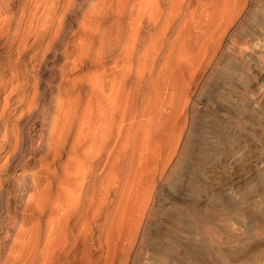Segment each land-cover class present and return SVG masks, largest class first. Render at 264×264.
Instances as JSON below:
<instances>
[{"label":"bare ground","instance_id":"6f19581e","mask_svg":"<svg viewBox=\"0 0 264 264\" xmlns=\"http://www.w3.org/2000/svg\"><path fill=\"white\" fill-rule=\"evenodd\" d=\"M1 1L0 52L7 60L0 61V227L10 247L0 243V264H112L124 230L156 223L161 193L184 196L190 182L196 190L200 166L220 150L221 164L234 167L237 153L224 152L222 142L203 146L201 127L186 134V118L178 116L182 66L191 52L201 53L202 34L221 19L220 0ZM71 22L85 35L79 43L67 37ZM91 61L100 69L64 78L63 67ZM194 147L198 153L190 157ZM27 156L42 174L32 190L28 178L9 183ZM209 174L203 175L209 180ZM255 179L258 188L241 195L250 206L246 216L227 196L231 185L215 194L230 218L248 223L251 248L220 247L213 214L194 205L190 217L224 261L210 258L200 240L166 244L180 247V264L188 258L264 264V157ZM198 186L210 190L208 182ZM177 202L182 212L169 230L185 238L187 203L184 197ZM229 220L219 219L227 234Z\"/></svg>","mask_w":264,"mask_h":264},{"label":"rangeland","instance_id":"374dc122","mask_svg":"<svg viewBox=\"0 0 264 264\" xmlns=\"http://www.w3.org/2000/svg\"><path fill=\"white\" fill-rule=\"evenodd\" d=\"M3 5L4 2L0 0V10ZM217 6L219 8L218 18L221 17V19L216 23V19H214L212 21L214 27L202 34L201 53L195 57L194 52H191V62L182 66L181 79L178 81L181 90L179 92H182L181 95L179 92L177 94V97L178 95L181 97V99L178 97L181 101L178 116H182V121L186 118V134L194 126L201 127V136L198 133L197 135L198 138L202 137L203 146L206 143H210L212 146L214 143L220 142L226 148L224 152L237 153L234 167L231 169L230 165L223 166L221 164L223 154L220 150L221 154L217 152L216 157L213 156L207 163H202L200 169L198 168L200 171L196 177L198 182H196L199 185L202 182H208L210 190L207 194L198 184L195 190L193 184L190 185L192 182L186 186L184 196L181 191L177 192L178 195L175 194L174 197H167L166 194L161 193L158 197L160 201L158 210L153 215L156 223H148L142 231L141 226L139 229L137 225L130 230L129 228L124 230V237L122 236V241L117 248L118 254L112 259V264H180L178 259L180 247L174 246L175 248L169 249L166 244L176 242V240L178 244L181 241L189 243L194 239L200 240L210 251V258L223 262V258L217 254L209 235L196 228L193 218L190 217L189 209L194 205L198 206L203 213L213 214L211 215L214 216L215 223L212 227L220 247L230 248L244 243L243 249L251 248L248 223L230 218L222 207L220 198L215 194L220 193L225 186L231 185L232 191H229L227 196L237 202L239 213L246 216L250 206L241 198V195L244 193L246 195L254 188H258L255 175L259 161L264 157V0H220ZM209 11L211 12V10ZM75 25L74 22L73 25L71 22L73 33H68L67 37L72 42L79 43V36L84 37L85 35L82 31L77 32ZM4 60H7V57L2 51L0 52V61ZM62 60L63 58L60 57L55 62L59 63ZM93 61L83 68L77 67L78 64L74 67L72 64L67 65L68 69L67 66L63 67L64 78L74 81L83 71L92 72L90 71L91 67H97ZM75 67L77 68L75 69ZM98 69L100 68L97 67ZM91 70L94 71V68ZM211 129L222 133L210 131ZM177 149L171 148L170 151L177 155L180 153L176 151ZM197 153L198 148H189V156H196ZM214 154L216 155V153ZM27 157L28 160L26 163L24 162V165L13 167L9 183L17 185L19 181L28 178L30 183H28V187L32 190L36 185L35 181L41 179L42 174L35 169L39 167V164L36 161L32 162L33 158ZM158 159L160 160V158ZM189 159L191 160V158ZM191 162H189V166H192ZM35 170L36 172H34ZM211 171L213 174H209L211 177L208 180V176L204 175L206 173L208 175ZM146 176L147 169L143 179ZM189 176L191 179L193 173ZM183 197L187 203L186 209L190 218L187 230L182 234L185 238L177 234L178 232L174 228L169 230L170 227L176 225V220L182 212V205L177 201ZM9 215H13V212L9 211ZM222 218L230 219L231 227L227 232L236 234L234 238H230L223 229L219 222V219ZM2 229L0 227L1 247L8 249L10 246L3 243L2 240ZM133 232H137L135 241L132 239ZM120 251L124 253L119 255ZM93 253L94 257L101 254V252ZM187 261V264H197L192 258L186 259Z\"/></svg>","mask_w":264,"mask_h":264}]
</instances>
